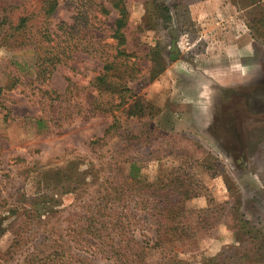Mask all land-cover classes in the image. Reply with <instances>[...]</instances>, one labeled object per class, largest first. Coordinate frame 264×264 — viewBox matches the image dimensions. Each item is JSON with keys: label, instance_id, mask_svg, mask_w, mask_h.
<instances>
[{"label": "rangeland", "instance_id": "obj_1", "mask_svg": "<svg viewBox=\"0 0 264 264\" xmlns=\"http://www.w3.org/2000/svg\"><path fill=\"white\" fill-rule=\"evenodd\" d=\"M126 3L118 109L91 86L105 0H60L45 26L69 58L40 78L0 39V264H264L239 224L264 234V0Z\"/></svg>", "mask_w": 264, "mask_h": 264}, {"label": "trees", "instance_id": "obj_2", "mask_svg": "<svg viewBox=\"0 0 264 264\" xmlns=\"http://www.w3.org/2000/svg\"><path fill=\"white\" fill-rule=\"evenodd\" d=\"M105 2L116 13L112 35L114 44L112 46H104L107 50L101 53L103 70L92 81L91 86L97 91H102L103 93L111 95L114 99L116 98V104L107 103V106L118 109L126 105L132 97L126 77V74H128V79L132 78L131 72L135 70V65L130 61L131 55L128 54V49L126 48L128 45L126 31L129 26V13L126 0H105ZM34 3H37L38 6L35 7ZM59 5L60 0H19L18 4L13 5H7L3 2L0 3V12H2V20L0 21L1 44L6 43L8 38H10L15 43L21 40L24 46H31L35 50V65L39 72V78L48 71L53 70L57 65L64 63L66 58H69V55H65V52L63 54L61 46H59L60 50L58 51V47L52 45L55 42L53 39L54 33L45 26L48 19L54 16ZM32 9H38V13H35ZM102 13L109 16L111 11L104 7L102 8ZM35 17H41L43 21L42 25L38 28L32 24ZM258 24L260 27L255 29L254 35L264 36V16H262ZM34 29L36 32L32 33ZM110 47L116 52L115 54L109 52ZM62 50H65V48H62ZM183 202L185 200H179L177 208H180ZM239 218V224L242 225L243 229L246 230L247 228L249 234H251L250 238L257 239L255 242H258V244L255 243L252 249L254 256H263V232L255 227L251 228L250 224L244 221L242 216ZM244 254L241 256L240 252H237L236 256L244 262ZM225 257V253L221 254L210 259L207 264H229L228 260H226L227 257Z\"/></svg>", "mask_w": 264, "mask_h": 264}]
</instances>
